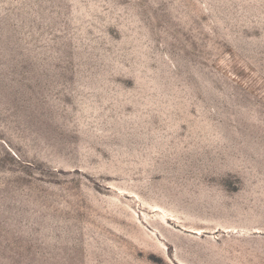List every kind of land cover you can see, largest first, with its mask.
<instances>
[{"label":"rangeland","instance_id":"rangeland-1","mask_svg":"<svg viewBox=\"0 0 264 264\" xmlns=\"http://www.w3.org/2000/svg\"><path fill=\"white\" fill-rule=\"evenodd\" d=\"M0 264H264V0H0Z\"/></svg>","mask_w":264,"mask_h":264}]
</instances>
